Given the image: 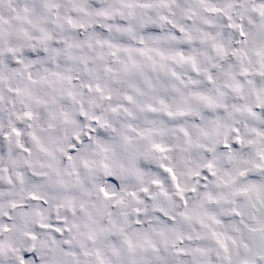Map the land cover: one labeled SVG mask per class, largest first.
<instances>
[{
  "label": "snow or ice",
  "instance_id": "6c2138e0",
  "mask_svg": "<svg viewBox=\"0 0 264 264\" xmlns=\"http://www.w3.org/2000/svg\"><path fill=\"white\" fill-rule=\"evenodd\" d=\"M0 264H264V0H0Z\"/></svg>",
  "mask_w": 264,
  "mask_h": 264
}]
</instances>
